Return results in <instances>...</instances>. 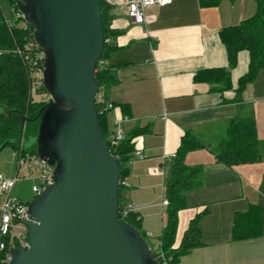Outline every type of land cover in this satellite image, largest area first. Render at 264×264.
Segmentation results:
<instances>
[{"label":"crops","instance_id":"0c3cea01","mask_svg":"<svg viewBox=\"0 0 264 264\" xmlns=\"http://www.w3.org/2000/svg\"><path fill=\"white\" fill-rule=\"evenodd\" d=\"M108 2L112 27L119 31L116 48L106 60L116 66L117 77L106 92L116 106L108 112V126L111 133L119 128L126 137L135 128H146L133 139L124 195L135 204L142 231L159 249L167 223L165 182L182 137L191 130L205 139L210 127L220 129L238 115L235 90L249 69L250 53L239 52L238 64L231 69L232 87L227 90L220 91L218 84L197 75L229 67L220 31L252 17L257 3L220 0L215 7H202L200 0H172L148 8L146 23L135 24L128 16L126 0ZM242 97L247 110L254 111L259 137L264 140V68ZM136 150L144 158L136 157ZM186 161L204 166L203 185L186 194L188 206L179 212L174 247L202 211H206L200 221L204 244L183 255L178 264L196 254L198 264H264V154L259 162L229 167L217 161L211 148H202L189 152ZM251 204L262 209V235L233 240L234 215Z\"/></svg>","mask_w":264,"mask_h":264},{"label":"water","instance_id":"95a60500","mask_svg":"<svg viewBox=\"0 0 264 264\" xmlns=\"http://www.w3.org/2000/svg\"><path fill=\"white\" fill-rule=\"evenodd\" d=\"M16 2L44 55L51 99L39 114L37 155L55 166V183L28 201V247H16L8 264H160L120 216L121 160L96 107L105 49L101 0Z\"/></svg>","mask_w":264,"mask_h":264},{"label":"trees","instance_id":"16d2710c","mask_svg":"<svg viewBox=\"0 0 264 264\" xmlns=\"http://www.w3.org/2000/svg\"><path fill=\"white\" fill-rule=\"evenodd\" d=\"M255 1L257 10L252 17L239 24L224 27L220 31L221 40L227 49L229 67L207 69L197 75L200 79L218 84L216 89L227 90L232 87L231 69L238 64L239 52L248 50L250 53L249 69L239 79L235 90L234 101L240 104L238 115L225 124L224 131L218 135L213 146L199 138L193 131H187L172 159L165 182V198L168 202L167 223L162 229L159 250L154 251L160 264H178L183 255L204 244L200 221L206 211L197 214L190 221L180 245L174 247L179 212L188 206L186 194L203 185L204 166L189 165L186 161L188 153L202 148H211L217 161L229 167L262 160L264 140L259 137L254 111L247 110L242 97L247 85L253 82L264 68V0ZM10 2L15 11H20L16 0H10ZM101 3L105 32V49L101 58L107 60L116 48L114 39L119 31L112 27V5L108 0H101ZM219 3L220 0H200L202 7H215ZM20 22L15 20L13 26L9 27L0 5V51H2L0 53V108L2 109L0 112V150L10 144L14 148L22 149L25 154H37L36 150H26L19 138L23 133L24 125L30 121H39L40 112L50 100L42 103L35 102L30 95L31 80L24 61V54L27 52L26 45L33 43L34 46L41 48L36 42L33 26L25 18H23L25 23L23 26ZM18 49L24 54H20ZM42 65L44 66V59ZM115 69L116 66L108 63L96 69L100 92H104L105 98L107 90L117 82ZM42 91L47 92L45 85L40 92ZM96 107L110 150L121 160V180L123 182L130 174L129 163L134 153L133 139L144 133L146 128H135L118 146L113 147L109 141L112 134L108 126L109 110H106L104 103L99 100H96ZM124 111L127 112V107H124ZM125 190L126 186L122 183L120 206L126 198ZM122 219L136 227L147 239V235L141 229L142 221L138 212H131ZM262 231L263 217L260 206L251 204L248 210L235 213L232 226L233 240L257 238L262 235Z\"/></svg>","mask_w":264,"mask_h":264},{"label":"built area","instance_id":"2783aa9c","mask_svg":"<svg viewBox=\"0 0 264 264\" xmlns=\"http://www.w3.org/2000/svg\"><path fill=\"white\" fill-rule=\"evenodd\" d=\"M128 16L132 23L145 24L147 21V9L155 5L165 6L172 0H126ZM16 20L23 22L24 15L20 11H15ZM9 27H12L14 23L6 19ZM24 23V22H23ZM25 24V23H24ZM31 43L26 45V54L17 51L20 54H24V61L27 65L30 80H31V92H40L44 87V66L42 60L44 59L42 49L34 46ZM2 53V51H0ZM106 60L102 58L98 61V66L102 67L106 64ZM42 93V92H41ZM51 99V96H50ZM97 100L104 103L106 110H113L116 108L115 104L106 99L104 92L98 93ZM128 120L129 117H124ZM117 120L116 122H118ZM126 136L117 128L110 136L109 141L113 147L118 146ZM17 171L15 176L8 177L0 173V264H8L12 259V252L18 246L28 247V235L23 234L22 229L26 227L25 221L29 219V207L28 202H23L20 198L12 195V191L18 180L21 178H31L35 180L33 185V191L36 196L43 193L49 185L55 183L54 170L55 166L50 164L46 160L39 157L37 154L23 153L22 149L18 152ZM135 156L138 158H144V154L140 150H136ZM157 168L153 171L157 172ZM126 187L127 182H122ZM136 211L135 204L130 202L127 197L120 206L121 218L127 217L131 212ZM163 257V254H161Z\"/></svg>","mask_w":264,"mask_h":264},{"label":"rangeland","instance_id":"374dc122","mask_svg":"<svg viewBox=\"0 0 264 264\" xmlns=\"http://www.w3.org/2000/svg\"><path fill=\"white\" fill-rule=\"evenodd\" d=\"M0 5L4 11L5 18L10 22L14 23L16 20V13L10 0H0ZM20 25L23 26L24 23L20 22ZM30 95L33 97V100L35 102L42 103L48 102L50 100V95L47 92L42 91V93H34L30 90ZM1 110L2 109L0 108V111ZM40 123L41 120L37 122L30 121L27 125L23 126V133L19 139L23 142L26 150H38V134L40 129ZM224 129L225 125L220 129L210 127L208 131H206L208 133V136L202 140L210 144V146H213L216 143V140L218 139V135L222 133ZM18 151V148H14L10 144L0 150V173L6 176H15L17 171ZM34 183L35 180L31 178H21L17 181L12 191V195L20 198L23 202H28L32 200L35 196V192L33 191ZM147 240L154 251L159 250L156 249L157 245H155L153 238L147 237ZM191 261L193 262L190 263ZM182 264H198L197 254L196 256L186 258V260H183Z\"/></svg>","mask_w":264,"mask_h":264},{"label":"flooded vegetation","instance_id":"af4514ba","mask_svg":"<svg viewBox=\"0 0 264 264\" xmlns=\"http://www.w3.org/2000/svg\"><path fill=\"white\" fill-rule=\"evenodd\" d=\"M36 197H38V196L35 195L33 199H35ZM23 229H24V230H22L21 233H23V234H27V235H28V233H29V228L26 226V227H24Z\"/></svg>","mask_w":264,"mask_h":264}]
</instances>
